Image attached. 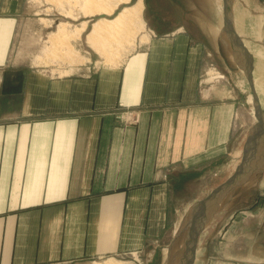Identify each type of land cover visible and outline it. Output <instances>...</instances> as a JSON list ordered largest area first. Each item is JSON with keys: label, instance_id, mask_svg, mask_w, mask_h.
<instances>
[{"label": "crops", "instance_id": "obj_1", "mask_svg": "<svg viewBox=\"0 0 264 264\" xmlns=\"http://www.w3.org/2000/svg\"><path fill=\"white\" fill-rule=\"evenodd\" d=\"M22 2L0 0V264H151L160 243L170 264V226L199 199L172 191L207 187L239 141L234 104L199 78L203 47L154 35L117 67L45 77L16 63ZM260 207L211 234L214 261L199 238L194 264H264Z\"/></svg>", "mask_w": 264, "mask_h": 264}, {"label": "rangeland", "instance_id": "obj_2", "mask_svg": "<svg viewBox=\"0 0 264 264\" xmlns=\"http://www.w3.org/2000/svg\"><path fill=\"white\" fill-rule=\"evenodd\" d=\"M139 1H142L145 6L142 18L147 26L143 33H140V35H144L145 38L142 40V43H138L137 40L130 42L128 39L127 45L128 42H130L128 47L132 49H128L130 51L127 50V52H124V54L121 55V60H118V63H115V65H107L95 51L89 48L86 35L91 31L92 24L94 23L93 20L96 21L97 19H82L80 17L79 20L70 22L71 26L69 28V30H72L74 27H79L81 22L89 21V23H87L89 26L84 32L83 37L70 41V44H72L77 52L79 62H57L52 63V65H46L42 61L40 62L36 59L38 56L41 58L44 57L45 59V48L50 45L52 35L58 33V25L64 21V18L56 12V3H52L51 0H23V13L15 16L18 17L21 23L20 33L24 32L22 29L26 27L27 34L29 35L30 33V36H28L27 42H23V40L20 39L19 43H16L14 47L16 61L19 53L22 55V57L20 55L21 62L17 61L16 63L27 65L30 70L41 71L42 75L45 77L82 75L88 72V70L99 67L119 66L134 53L144 49L147 43H143V41L150 38V36L171 35L180 31L187 34L192 44L201 45L203 47L205 69L199 78L202 81L205 80V83H203L204 89L209 90L215 88L216 92L212 96L213 100L231 102L235 106L234 132L232 138L234 141L239 140L238 143L235 142L237 148L235 152L237 154L235 153V156L230 159H220L218 165L219 169L217 171H213L212 167V175H207V187L199 190L194 184L187 183L185 190L180 189L172 191V201H174V203L179 202V200H186L192 203L193 198H199L196 202L198 203L200 200L210 195L216 187L226 181L228 177L235 172L237 166L240 165L242 161L248 139L252 137L254 125L257 123L255 119L256 116L253 115L255 111L254 103H249L247 98L248 94L253 92L246 78L244 69L239 67L237 61L234 62L232 60V52L237 59L239 58V54L237 55V49H234L228 33L224 30V17L222 13L217 10L214 0H131V6L137 4ZM250 1L257 2L259 7L264 11V0ZM232 2L233 0H230V6L233 4ZM122 6L124 7V5ZM122 6L120 5L116 10V14L122 10ZM76 12L78 11L76 10L75 13ZM116 14H114V16ZM113 17L106 18V16H103L100 18L113 19ZM29 28L31 32H29ZM245 30L248 31V27ZM29 37L36 38V41L34 42V39L30 41ZM239 38L241 40V37ZM229 49L232 50V52ZM36 55L38 56L35 57ZM256 66H258V64L254 59L252 62V67H254L252 70L254 90H256L261 106L264 108V70ZM218 74L225 76L224 79H212V82L207 83V78H215ZM238 78H243L245 80L243 88L239 87L237 84ZM255 84L257 85L255 86ZM259 88L262 91H260ZM205 100H211L210 94L206 95ZM263 136L264 127L262 138ZM257 149L256 158H254V162L249 168L246 176L239 185H232L228 192L219 199V206H221V208L214 213L208 226L199 237H202L203 246L206 245L205 250L202 254L200 253L201 257L208 256L206 261H214V256L212 259L209 257V254H211L209 252L211 250L213 252L214 248H212L211 234H214L213 236H215V234L218 236L219 233H217V231H221V229L226 226L231 214L236 218L239 217L238 222L241 223L243 215L246 216L248 213L256 212L259 208H262L260 206L264 205V141H261ZM196 203L194 205H196ZM194 205L179 207L184 208V211L181 212L178 221L170 226L171 238L169 236V239H165L164 241L168 242L165 246H170L171 248V251H168L167 259H170V262H173L172 264H179L178 262H180L181 258L178 253V248L180 246L184 247V241L188 240L190 237V232H183V229L188 219V213ZM240 227L241 226H239V228ZM162 246L161 243L155 246L157 253L152 258L154 260L151 264H159L157 263V258L160 255L158 251ZM206 249L208 251H206ZM242 250L243 245L241 244L240 251ZM220 255L223 256L222 254ZM138 260L142 261L141 258ZM199 260H201V258ZM122 264H125V262Z\"/></svg>", "mask_w": 264, "mask_h": 264}, {"label": "bare ground", "instance_id": "obj_3", "mask_svg": "<svg viewBox=\"0 0 264 264\" xmlns=\"http://www.w3.org/2000/svg\"><path fill=\"white\" fill-rule=\"evenodd\" d=\"M51 1L52 3H56L55 6L57 9L55 10L64 18V21L58 25V33L52 35L50 45L45 48V59L40 56L36 59L37 61H42L46 65H52V63L57 62H79L77 52L72 44H70V41L83 37L84 32L89 26L87 24L89 21L81 22L79 27H74L72 30H69V28L71 26L70 22H75L76 20H79L80 17L82 19H97L96 21L93 20L94 23L92 24L91 31L86 35L87 45L91 50L95 51V53H97L107 65H115V63H118V60H121V55H123L124 52H127L128 49H132L128 47L130 42L137 39H141L142 41V39L145 38L144 35H140V33H143L146 28V23L142 19V13L144 11V3L142 1H139L132 6L131 0ZM214 3L217 10H219L224 17V1L214 0ZM232 3L230 11L233 28L237 35L241 37V41L244 44L248 55L251 57L252 62L255 59L260 69L264 70V11L259 7L257 2H251L250 0H233ZM120 5H124V7L122 6V10L116 14L115 12ZM76 10L78 12L75 13ZM114 14L116 15L114 16ZM103 16H106V18L114 17L113 19L100 18ZM247 27L248 31L245 30ZM128 39L130 42H128L127 45ZM258 66L256 67L258 68ZM224 77L225 76L222 74H218L215 78H207L206 81L207 83H210L212 82V79L222 80ZM237 81L239 87L243 88L245 80L243 78H238ZM256 85L257 84H255V86ZM260 88L259 90L262 91ZM252 94L253 93L248 94L247 98L248 102L253 104L254 97ZM254 113L253 115H255ZM98 264L119 263L118 261L109 258V260Z\"/></svg>", "mask_w": 264, "mask_h": 264}, {"label": "water", "instance_id": "obj_4", "mask_svg": "<svg viewBox=\"0 0 264 264\" xmlns=\"http://www.w3.org/2000/svg\"><path fill=\"white\" fill-rule=\"evenodd\" d=\"M223 1L225 11L224 30L226 31V33H228L230 42L233 44L234 49H237V55L239 54L238 56L239 59H241L242 68L245 71L246 78L248 79L249 85L252 89L257 123L254 125L252 137L248 139L242 161L240 165L237 166L235 172L230 177H228V179L221 185L216 187L210 193V195L200 200L190 209L187 217V222L183 229V232H190V237L186 241V243H184L185 246L178 251L181 258L180 262H178L179 264H194L199 237L208 226L214 213L218 211L219 208H221V206H219V199L226 192H228L229 188L232 187V185L237 186L244 179L249 168L254 162V158L256 157V154L258 152L257 148L262 141V133L264 127V108L261 106L260 100L256 94V91L254 90V82L252 79V59L248 55L244 44L238 37L237 33L234 31L230 11V0ZM172 263L173 262H171L170 264Z\"/></svg>", "mask_w": 264, "mask_h": 264}, {"label": "flooded vegetation", "instance_id": "obj_5", "mask_svg": "<svg viewBox=\"0 0 264 264\" xmlns=\"http://www.w3.org/2000/svg\"><path fill=\"white\" fill-rule=\"evenodd\" d=\"M144 8H145V6H144Z\"/></svg>", "mask_w": 264, "mask_h": 264}]
</instances>
